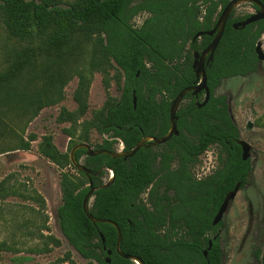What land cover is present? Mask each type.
Masks as SVG:
<instances>
[{"label":"trees","instance_id":"1","mask_svg":"<svg viewBox=\"0 0 264 264\" xmlns=\"http://www.w3.org/2000/svg\"><path fill=\"white\" fill-rule=\"evenodd\" d=\"M230 1L0 0L5 30L15 41L8 53V66L0 72V109L31 110L33 118L44 107L55 104L61 98L52 99L46 88L26 94L19 84L30 77L42 57L54 54L71 58L83 45L85 65L76 70L79 83L74 93L78 110H63L58 121H73L86 114L92 78L99 72L107 100L91 120L83 123L85 131L95 128L107 136L96 150L116 151L121 142L128 151L148 135L161 138L170 129L173 99L196 83L194 51L201 52L214 38L203 35L194 40V36L212 30ZM261 2L264 4V0ZM140 14L147 16L136 25L134 19ZM250 15L232 11L214 57L206 65L211 97L200 107L204 93L186 95L189 101L177 112L179 135L154 148L142 147L127 159L89 156L86 149L76 152L78 160L85 156L84 164L92 171L98 188L90 212L116 222L122 231L121 251L144 264L225 262L219 232L223 222L215 226L212 222L226 194L237 183L244 188L252 181L253 166L251 158L242 159V147L237 143L240 130L230 112L228 96L216 94V89L224 79L250 76L260 67L255 47L264 33V19L244 28L233 27ZM57 72L55 83L63 81L61 70ZM112 81L121 92L118 98L109 93ZM35 140L37 135L33 133L28 140L21 138L18 148L31 150ZM82 141L87 142V135ZM214 145L220 148L218 168L197 180L192 169ZM38 150L60 168L71 164L50 135L42 138ZM76 170V180L61 172L62 204L57 214L62 233L89 264H106L107 257L111 264H133L117 250L116 227L93 223L86 216L83 200L89 180L83 171ZM107 171L113 172L109 183L104 181ZM45 206L42 199L41 207ZM49 239L53 247L61 245L54 236ZM3 248L7 247L0 244V250ZM51 250L47 247L44 252ZM255 257L264 264L261 250L255 251Z\"/></svg>","mask_w":264,"mask_h":264},{"label":"rangeland","instance_id":"2","mask_svg":"<svg viewBox=\"0 0 264 264\" xmlns=\"http://www.w3.org/2000/svg\"><path fill=\"white\" fill-rule=\"evenodd\" d=\"M255 11L250 2H243L235 7L236 15ZM146 16L147 14L138 15L134 19L135 24L140 25ZM260 41L264 52V33ZM14 42L8 36L0 15V72L8 66V53L15 46ZM83 47L81 45L71 58H58L54 54L42 57L30 77L19 84V89L26 94L46 88L52 99L61 98L55 104L44 107L33 118L31 110L5 107L0 109V244L7 247L0 250V264H89L88 260L69 244L62 233L57 214L62 204L61 172L68 173L74 180L78 177L77 168L70 158L71 150L80 143H87L96 150L107 137L95 128L85 131L83 127V123L91 120L107 100L103 76L99 72L94 73L92 78L86 114L82 117L76 116L77 120L62 123L58 121L63 110H78L74 93L79 83L76 70L85 65V57H82ZM58 70H61L63 81L55 83L53 81L59 74ZM109 93L117 98L121 94L114 81L111 82ZM216 94L228 96L230 112L240 130V138L251 145L253 166L252 181L241 188L231 201L219 230L225 253L224 264H262L261 260L255 257V251L261 250L263 257L264 60L260 62L258 71L250 76L224 79L216 89ZM204 97L203 95L200 101ZM188 101L189 99H185L182 103ZM249 122L252 124L250 129L247 128ZM32 133L37 135V140L31 142V150L19 149L21 138L28 140ZM46 135L52 136L57 149L68 156L67 162L71 164L60 168L39 152V143ZM86 135L87 142L82 141ZM117 148L123 149V144L120 142ZM219 152L218 146H212L202 156L200 167L195 166L192 171L199 173L198 176L202 178L212 173L218 168ZM84 159L85 156L80 161L84 163ZM176 165L175 163L174 166ZM107 172L104 181L109 183L111 173ZM146 196L144 195V198ZM42 199L45 201V208L41 207ZM49 236L59 239L61 245L53 247ZM47 247L52 250L44 252ZM23 257L30 259L22 261ZM94 264L97 262L94 261ZM133 264L138 263L133 260Z\"/></svg>","mask_w":264,"mask_h":264},{"label":"water","instance_id":"3","mask_svg":"<svg viewBox=\"0 0 264 264\" xmlns=\"http://www.w3.org/2000/svg\"><path fill=\"white\" fill-rule=\"evenodd\" d=\"M243 2H250L254 3L258 6V9L255 13L251 14L248 18H246L244 21H239L235 22L233 24V27L235 29L238 28H244L247 25L257 22L259 20L264 19V4L261 2V0H231L226 7L222 10L217 23L215 27L212 30L209 31H199L195 36L194 40L201 38L203 35H209V36H214L212 42L202 51H195L194 52V60H193V69L195 70L196 74V83L192 86H188L181 90L179 94L173 99L171 107H170V129L168 133L159 138V137H154V136H147L144 137L133 149L131 150H116V151H111V150H106V149H100V150H94L91 148V146L87 143H80L77 144L76 146L73 147L70 153V158L73 163V165L80 171H83L86 174V177L89 180V191L84 197L83 200V210L86 214V216L93 222V223H110L114 225L117 229L118 232V239H117V250L120 253L121 256H123L126 259H131L136 262H139L140 264H144L138 257L132 256L129 254H125L121 251L120 246H121V241H122V231L119 225L114 222L111 219H103V218H97L90 212V207L92 204V201L94 199V193L98 189L95 187L93 180H92V171L85 166L84 163H82L80 160L76 158V152L79 149H86L88 152L89 156H96L99 154H105L112 156L114 158H119L123 157L125 159L133 157L139 149L142 147H157L162 144L167 143L173 135H179V129L177 126V120H178V115L177 112L179 110V107L181 103L184 101L186 95L190 92H192L193 95H198L201 92H205V98L202 102L198 103L200 107L204 106L210 99L211 97V91L208 87L207 84V73H206V65L213 59L214 53L221 41V38L224 34L226 24L228 22V19L232 13V11L235 9L237 5ZM255 52L257 54V57L260 61L264 60V52L262 50V44L261 41L259 40L256 43L255 47ZM136 97H134V106H136ZM247 128H252V124L249 122L247 125ZM237 143L242 147V159L243 160H248L251 158V145L244 139L239 138L237 140ZM111 173V180L113 179V172L110 171ZM241 190V183H237L236 186L234 187L233 190L229 191L221 206L219 207L214 220L212 224L215 226L219 222H221L224 218L225 213L227 212L230 203L232 200L235 199L237 196L238 192ZM102 236V240L104 241V237ZM212 246V241L209 242V248L210 249ZM109 255L111 254V251L108 252ZM208 250L204 251L205 256L207 255ZM106 264H111V258L107 257L106 258Z\"/></svg>","mask_w":264,"mask_h":264},{"label":"flooded vegetation","instance_id":"4","mask_svg":"<svg viewBox=\"0 0 264 264\" xmlns=\"http://www.w3.org/2000/svg\"><path fill=\"white\" fill-rule=\"evenodd\" d=\"M253 4H254V3H253ZM257 9H258V8H257ZM257 9H255V10L257 11ZM256 11H255V12H256ZM255 12H254V13H255ZM251 14H253V13H251ZM247 18H248V17H247ZM243 21H244V20H243ZM203 50H204V49H203ZM203 50H202V51H203ZM202 51H201V52H202ZM194 52H195V51H194ZM201 93H204V96H205V92H201ZM195 96H197V95H195ZM202 101H203V100H202ZM199 103H200V102H199ZM148 136H150V135H148ZM146 137H147V136H146ZM122 144H123V143H122ZM123 147H124V145H123ZM151 148H154V147H151ZM123 149H124V148H123ZM123 149H121V150H123ZM117 150H118V149H117ZM208 151H209V149H208L207 151H205V153L208 152ZM205 153H204V154H205ZM204 154H202V155L200 156V160L202 159V156H203ZM217 159H218V157H217ZM200 163H201V161H200ZM200 163H198L196 166L200 167V165H199ZM202 168H203V167H202ZM202 168H201V169H202ZM202 170H203V169H202ZM215 170H217V168H216ZM215 170H214V171H215ZM198 171H199V169H198ZM214 171H213V172H214ZM213 172H212V173H213ZM212 173H210V174H208V175H206L205 177L202 178V177L198 176L199 173L194 172V177H195L197 180H202V179L206 178L207 176L211 175Z\"/></svg>","mask_w":264,"mask_h":264},{"label":"built area","instance_id":"5","mask_svg":"<svg viewBox=\"0 0 264 264\" xmlns=\"http://www.w3.org/2000/svg\"><path fill=\"white\" fill-rule=\"evenodd\" d=\"M138 264H140L139 262H137Z\"/></svg>","mask_w":264,"mask_h":264}]
</instances>
